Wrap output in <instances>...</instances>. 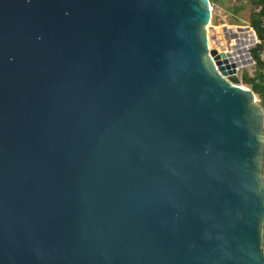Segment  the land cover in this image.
Wrapping results in <instances>:
<instances>
[{
	"label": "water",
	"instance_id": "water-1",
	"mask_svg": "<svg viewBox=\"0 0 264 264\" xmlns=\"http://www.w3.org/2000/svg\"><path fill=\"white\" fill-rule=\"evenodd\" d=\"M211 17L0 0V264H264L256 45Z\"/></svg>",
	"mask_w": 264,
	"mask_h": 264
},
{
	"label": "trees",
	"instance_id": "trees-1",
	"mask_svg": "<svg viewBox=\"0 0 264 264\" xmlns=\"http://www.w3.org/2000/svg\"><path fill=\"white\" fill-rule=\"evenodd\" d=\"M251 7L248 26L251 27L257 34L258 39L264 41V0H248ZM235 13L240 11L239 8L233 9ZM216 25V24H215ZM235 25V24H233ZM261 46L257 45L251 51V57L254 61L253 74L249 75L245 70L241 71L240 84L249 88L257 99V102L264 111V62L260 60L259 52ZM263 177H264V163H263ZM263 253H264V230H263Z\"/></svg>",
	"mask_w": 264,
	"mask_h": 264
},
{
	"label": "crops",
	"instance_id": "crops-1",
	"mask_svg": "<svg viewBox=\"0 0 264 264\" xmlns=\"http://www.w3.org/2000/svg\"><path fill=\"white\" fill-rule=\"evenodd\" d=\"M211 3V9L216 13V15L218 16V20L220 21V19H222L224 16L222 15L223 13L227 15H230V20L233 21L231 22V26H239V24L236 23L237 20H235L233 15H237L238 13L247 11L248 12V17H249V13L251 10V7L248 4V0H210ZM239 8L240 11L238 13H235L233 11V9H237ZM218 24H224L221 21L218 22ZM235 24V25H233ZM248 26V23H247ZM225 27V26H224ZM226 29H231V27H225ZM250 28V27H248ZM213 32H214V28H212ZM247 29L245 27H233L232 31L235 32L236 34L239 33V31H246ZM225 33L226 36V32H221L220 34ZM214 35H216V33L214 32ZM213 40V39H212ZM218 43V39L216 40ZM215 43V42H214Z\"/></svg>",
	"mask_w": 264,
	"mask_h": 264
},
{
	"label": "rangeland",
	"instance_id": "rangeland-1",
	"mask_svg": "<svg viewBox=\"0 0 264 264\" xmlns=\"http://www.w3.org/2000/svg\"><path fill=\"white\" fill-rule=\"evenodd\" d=\"M224 17L222 18V19H220V21L222 22V23H224V24H218V22H220L217 18H218V16L219 15H216V13L212 10V17H211V23H210V27L212 28V27H221V26H226V27H249V26H247V23H248V12L247 11H244V12H241V13H238L237 15H233L234 16V18H235V20H237L236 21V23L237 24H239V26H231V22H233V21H231L230 20V18H232V17H230V15H227V17H226V14L225 13H223L222 14ZM216 24V25H215ZM251 28V27H250ZM222 36H223V39H225L226 38V36H225V33H222L221 34ZM213 40H216L215 38H213ZM253 66L254 65H252V66H248V67H245L244 69H241L240 71H239V75L241 74V71L242 70H245L249 75H252L253 74ZM240 86H243V85H241L240 84ZM244 87V86H243ZM246 88V87H245ZM249 89V88H248ZM259 104V103H258Z\"/></svg>",
	"mask_w": 264,
	"mask_h": 264
},
{
	"label": "bare ground",
	"instance_id": "bare-ground-1",
	"mask_svg": "<svg viewBox=\"0 0 264 264\" xmlns=\"http://www.w3.org/2000/svg\"><path fill=\"white\" fill-rule=\"evenodd\" d=\"M207 28H208L207 32H208V36H209V44L211 46V45L215 44L214 40H212V39L215 38L217 40V38H216V35H214V32H213L212 28L210 26H208ZM225 40H226V38L223 39V36L221 35V39H218L217 45H218L219 48H223V49L226 50L227 47H228V44L226 43ZM230 41H233V40H230Z\"/></svg>",
	"mask_w": 264,
	"mask_h": 264
},
{
	"label": "built area",
	"instance_id": "built-area-1",
	"mask_svg": "<svg viewBox=\"0 0 264 264\" xmlns=\"http://www.w3.org/2000/svg\"><path fill=\"white\" fill-rule=\"evenodd\" d=\"M250 33H251V36L253 37L254 44H255L256 46H257V45H260V46H261V50H260V52H259V57H260V60H261L262 62H264V41L261 42V41L258 39L256 32H255L252 28H250ZM239 71H240V70L237 69V71H236V74H237V75H239Z\"/></svg>",
	"mask_w": 264,
	"mask_h": 264
}]
</instances>
